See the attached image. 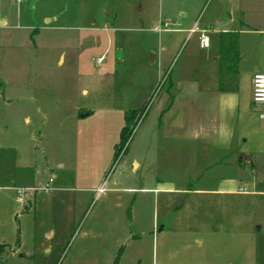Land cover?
I'll return each mask as SVG.
<instances>
[{
    "label": "rangeland",
    "instance_id": "obj_1",
    "mask_svg": "<svg viewBox=\"0 0 264 264\" xmlns=\"http://www.w3.org/2000/svg\"><path fill=\"white\" fill-rule=\"evenodd\" d=\"M224 32L238 64L220 81ZM193 69L223 87L237 77L249 107L264 0H0V264H264L260 106L217 167L158 131L169 81ZM127 110L142 113L114 160ZM15 188L39 190L20 205Z\"/></svg>",
    "mask_w": 264,
    "mask_h": 264
},
{
    "label": "crops",
    "instance_id": "obj_2",
    "mask_svg": "<svg viewBox=\"0 0 264 264\" xmlns=\"http://www.w3.org/2000/svg\"><path fill=\"white\" fill-rule=\"evenodd\" d=\"M161 26L159 32H154H163L166 25L162 23ZM193 29H198L197 22H194L189 30V34H197L191 33ZM156 58L157 56L152 57V63H155ZM97 60L99 59L95 61ZM214 60L218 62V55ZM161 62L162 59L159 62L162 65ZM196 72L197 69H193V72L189 71L188 74H185L186 77H175L173 78L174 80L169 81V90L163 94L159 101V116H162L163 122L158 126V131L161 132L160 136L162 140H175L195 145V148L204 147L202 148L205 149V151L203 150V157L200 158L206 163L214 162L215 167H217L218 162L216 163L215 161L217 155L218 159L238 157V154L234 151L236 145H241L240 141L242 144L245 143L246 135H249V132H251L253 123L251 116L254 107H256L251 102V78L253 74L248 77L247 82L251 102V105L248 107L243 105L242 102V87H244V82L240 84L241 89L239 90L237 77H235L234 86L231 88L222 86V90H219L220 83L218 80V84H211L210 82H214V80L208 82V76L205 79L196 74ZM168 97H170L169 103L165 107ZM85 114H88V112ZM212 154L215 155V159L210 157ZM245 158L249 160L247 154ZM251 167V171L256 173V167L253 165ZM157 186L159 187L149 189V191H175L172 187L162 189L160 188L161 185L157 184ZM108 191L119 195L129 193V190L124 188H110ZM136 191L145 192L147 190L138 188ZM118 200V203H115L113 207L121 205Z\"/></svg>",
    "mask_w": 264,
    "mask_h": 264
},
{
    "label": "trees",
    "instance_id": "obj_3",
    "mask_svg": "<svg viewBox=\"0 0 264 264\" xmlns=\"http://www.w3.org/2000/svg\"><path fill=\"white\" fill-rule=\"evenodd\" d=\"M219 52H218V64H219V76L220 81L225 78L226 80H232V76H227V71L231 68H235L233 74L237 72L238 64V34L235 32H225L219 34ZM228 78V79H227ZM229 80V81H230ZM222 84H220L219 90H222ZM142 111L127 110L124 112V124L120 130L119 144L114 149V160H116L120 153L125 148L128 139L130 138L138 119L140 118Z\"/></svg>",
    "mask_w": 264,
    "mask_h": 264
},
{
    "label": "built area",
    "instance_id": "obj_4",
    "mask_svg": "<svg viewBox=\"0 0 264 264\" xmlns=\"http://www.w3.org/2000/svg\"><path fill=\"white\" fill-rule=\"evenodd\" d=\"M155 31L159 32V28H155ZM191 33H197L198 34V41L201 48H206L209 43L208 40L205 37V30H191ZM100 61L97 60L98 63ZM251 102L254 106H260V117L264 119V74L263 73H256L252 75L251 78ZM17 194L19 195L17 198V203L22 205L24 204L23 196L26 191L29 192H36L39 189L36 188H29V189H19L15 188ZM102 190L99 189L97 193H100Z\"/></svg>",
    "mask_w": 264,
    "mask_h": 264
},
{
    "label": "water",
    "instance_id": "obj_5",
    "mask_svg": "<svg viewBox=\"0 0 264 264\" xmlns=\"http://www.w3.org/2000/svg\"><path fill=\"white\" fill-rule=\"evenodd\" d=\"M245 158V157H244ZM135 165V164H134ZM136 166V165H135Z\"/></svg>",
    "mask_w": 264,
    "mask_h": 264
}]
</instances>
